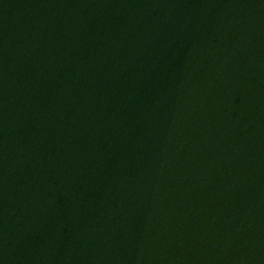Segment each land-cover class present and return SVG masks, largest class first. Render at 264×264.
<instances>
[{
    "label": "water",
    "instance_id": "1",
    "mask_svg": "<svg viewBox=\"0 0 264 264\" xmlns=\"http://www.w3.org/2000/svg\"><path fill=\"white\" fill-rule=\"evenodd\" d=\"M0 264H264V0H0Z\"/></svg>",
    "mask_w": 264,
    "mask_h": 264
}]
</instances>
